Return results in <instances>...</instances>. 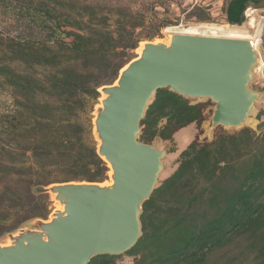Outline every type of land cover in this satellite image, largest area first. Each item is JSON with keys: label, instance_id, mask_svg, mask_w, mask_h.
<instances>
[{"label": "trees", "instance_id": "trees-1", "mask_svg": "<svg viewBox=\"0 0 264 264\" xmlns=\"http://www.w3.org/2000/svg\"><path fill=\"white\" fill-rule=\"evenodd\" d=\"M156 6L148 11L107 0H0V9L10 13L7 30L0 29V86L13 101L0 115V239L48 219L52 200L44 189L51 184L108 178L92 112L99 89L113 84L141 42L167 25L148 27ZM259 8L264 0H228L226 21L240 26L248 10ZM199 9L191 15L208 21ZM209 103L158 90L140 140H172L185 127H200ZM141 221L143 233L133 248L95 256L90 264H116L124 256L134 264H206L237 238L247 241L254 264H264V130L219 128L210 141L195 138L144 202Z\"/></svg>", "mask_w": 264, "mask_h": 264}, {"label": "water", "instance_id": "water-1", "mask_svg": "<svg viewBox=\"0 0 264 264\" xmlns=\"http://www.w3.org/2000/svg\"><path fill=\"white\" fill-rule=\"evenodd\" d=\"M144 42L118 84L99 89L107 97L97 107L93 133L96 128L101 139L99 156L114 170L113 186L70 181L46 187L52 201L54 193L65 204L64 212L54 210L49 219L9 234L10 245L0 243V264H90L95 256L135 246L143 233V204L158 186L166 154L140 140L158 90L214 102L212 128L241 129L251 116L262 96L250 86L259 58L251 40L179 32L170 44Z\"/></svg>", "mask_w": 264, "mask_h": 264}, {"label": "rangeland", "instance_id": "rangeland-1", "mask_svg": "<svg viewBox=\"0 0 264 264\" xmlns=\"http://www.w3.org/2000/svg\"><path fill=\"white\" fill-rule=\"evenodd\" d=\"M84 1H96V0H84ZM98 1V0H97ZM106 1V0H105ZM111 2H121L122 4L131 6L134 10L148 9L151 11V7L154 2H156V9L158 11L156 19L152 15L153 21L149 18L148 27H152L153 22L156 24H161L162 22L167 24L160 34L155 37L152 41H166L173 31H180L182 29L201 26L203 24H218V25H228L226 21V15L224 12V6L228 0H107ZM161 4V5H160ZM196 8H200L198 14H208L210 18L208 21H202L199 18L191 15V11ZM202 10V11H201ZM204 12V13H202ZM205 15V16H206ZM251 15V16H250ZM10 13H4L0 9V29L7 30V25L10 23L8 17ZM254 17L256 19V28L261 26V43L259 46V54L261 55L259 62L253 74L251 81V88L261 91L262 96L258 99L255 104L251 118L256 121L255 126L250 124H245L243 127H250L259 132V130H264V8L250 9L246 14V21L240 25H246L250 18ZM175 29V30H174ZM170 31V32H169ZM254 31V30H253ZM16 32V31H15ZM151 41V40H149ZM136 56L138 55L135 51ZM262 67V69L260 68ZM102 96V94H101ZM199 101V100H197ZM206 102L208 100H201ZM100 105V99L98 103L95 104L92 116L96 115L97 107ZM215 103L210 100L205 109V119L201 126L198 127L196 124H192L189 127H185L178 131L172 140H162L156 138L151 144L157 148L165 150L166 154L163 158V169L159 177V183L167 178L178 166L179 154L187 147V145L192 142L195 138L199 141L204 139L212 140L217 129L222 128L229 132H234L240 129L235 128H224L219 126L217 128H212L211 117L213 114ZM13 107L12 95L9 89L0 86V115L11 110ZM261 114L258 119V115ZM260 126V128H259ZM108 178L105 180L107 181ZM158 183V184H159ZM56 209V204L54 200L51 205V214ZM49 215L48 219L50 218ZM10 237L6 236L0 239V243H8ZM254 255L250 254L247 250V241L245 238L235 239L228 247L218 250L210 255L209 260L206 264H254ZM116 264H134V258L129 256H124L119 259Z\"/></svg>", "mask_w": 264, "mask_h": 264}, {"label": "bare ground", "instance_id": "bare-ground-1", "mask_svg": "<svg viewBox=\"0 0 264 264\" xmlns=\"http://www.w3.org/2000/svg\"><path fill=\"white\" fill-rule=\"evenodd\" d=\"M255 22H256V19L254 17H251L250 21H248V23L246 25H243V26H238V25H230V26L226 25V26H224V25H218V24H203L201 26L188 27V28L182 29L180 31H173L171 33V35L173 33L182 32V33H190V34L212 35V36L248 39V40L252 41L254 47L259 52V46L261 43V39H260L261 26L256 28ZM171 35H169L168 39L166 41H163V42H165L166 44H170ZM155 42H161V41H155ZM144 45H145V42H142L136 50V53L138 54L139 57L141 56L142 51L144 50ZM260 57H261V55L259 54L258 63L255 66V68L253 69V72H255V69H257L258 68L257 66L260 64V62H259ZM260 68L262 69V67H260ZM117 84H118V82L116 81L115 85H117ZM106 97H107V94L103 92L100 100L102 101ZM101 105L102 104H100V106ZM253 111H252V113H253ZM245 124H250L251 126H255L257 123L255 120H253V118L249 117L246 120ZM94 133H95L96 139L98 141V148H99V146L101 144V139L98 135V132L96 131V128L94 129ZM103 159L106 160L105 156H103ZM107 164L109 166V172H108L109 179L100 185L112 187L114 184V179H113L114 170H113L110 162H107ZM52 197H53L52 199L54 200V202L56 204L55 211L57 210V211L64 212L65 204L60 202L58 199H56V194L53 193ZM10 243L11 242H9L8 244L10 245Z\"/></svg>", "mask_w": 264, "mask_h": 264}, {"label": "built area", "instance_id": "built-area-1", "mask_svg": "<svg viewBox=\"0 0 264 264\" xmlns=\"http://www.w3.org/2000/svg\"><path fill=\"white\" fill-rule=\"evenodd\" d=\"M247 14V13H246ZM261 39V38H260Z\"/></svg>", "mask_w": 264, "mask_h": 264}]
</instances>
